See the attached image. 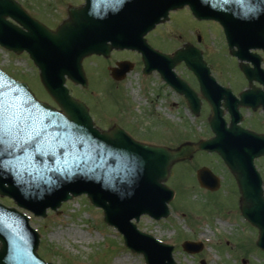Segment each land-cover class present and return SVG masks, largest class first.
Here are the masks:
<instances>
[{"label": "water", "instance_id": "water-1", "mask_svg": "<svg viewBox=\"0 0 264 264\" xmlns=\"http://www.w3.org/2000/svg\"><path fill=\"white\" fill-rule=\"evenodd\" d=\"M185 5L198 20L222 25L230 53L240 61H254L251 49L264 50V0H85L82 7L68 9V20L56 32L31 19L13 0H0V46L15 54H29L43 87L61 110L36 101L25 84L0 70L5 100L17 113L45 129L40 151L30 147L24 153L10 144H0L1 197L44 218L48 209L56 211L63 202L85 194L93 206L103 210L104 222L123 235L125 247L142 254L146 264H174L173 248L139 232L132 221L142 215L167 218L173 192L163 183L172 164L190 159L197 150L216 152L236 180L241 214L258 229L256 244L264 251V197L253 166L254 159L264 156V136L236 126L237 108L227 129L217 106L205 96L212 110L209 124L214 138L169 150L135 142L116 126L99 132L86 107L72 99L64 87L65 77L86 87L81 66L85 57L107 58L114 49L133 50L143 54V73L157 70L197 114L195 96L177 81L172 69L183 61L204 87L212 86L200 52L185 46L171 58L152 51L144 40L157 24L167 20L169 11ZM258 63L254 61L255 70ZM117 66L111 77L120 81L132 65L123 62ZM240 69L247 77L254 76L247 66L240 64ZM196 175L202 188L219 189L218 179L208 170L201 169ZM38 244L39 235L29 227L28 218L0 205V264H45L36 254ZM182 247L191 253L201 250L200 245L194 249L191 243Z\"/></svg>", "mask_w": 264, "mask_h": 264}, {"label": "rangeland", "instance_id": "rangeland-1", "mask_svg": "<svg viewBox=\"0 0 264 264\" xmlns=\"http://www.w3.org/2000/svg\"><path fill=\"white\" fill-rule=\"evenodd\" d=\"M17 1L32 17L52 29L66 18L68 7L81 3V0ZM147 41L162 51L191 44L202 51L211 75L219 82L234 83L242 78L237 62L228 53L221 27L211 21L196 20L188 10L169 15V22L156 27ZM124 60L134 64L132 71L121 81L112 80L109 68ZM83 63L88 89H77L69 83L67 86L72 96L87 102L94 124L100 130L118 125L129 134L131 131L136 141L145 139L171 149L207 136L204 114L192 116L180 98L177 108L170 107V99L168 102L156 99L158 94L169 93L160 90L157 78L141 75L138 54L113 52L105 60L89 57ZM0 69L27 84L38 100L52 104L28 56L0 49ZM175 71L189 78L182 64ZM172 98L176 102V97ZM257 164L264 165V160ZM200 168H208L219 178L218 192H205L199 187L195 172ZM262 174L264 179V171ZM165 185L175 193L168 205L170 216L157 222L141 217L136 226L154 239L172 245L175 264H264V253L256 247L257 233L243 221L234 181L218 157L199 152L189 161L174 163ZM4 204L15 207L11 201ZM25 214L30 226L40 235L39 253L46 262L145 264L141 255L124 248L122 237L103 223L101 210L93 208L84 196L62 204L57 213L48 211L45 219ZM219 223L227 225L223 227ZM184 241L200 243L201 251L184 252L181 248ZM124 258L128 261L122 262Z\"/></svg>", "mask_w": 264, "mask_h": 264}, {"label": "flooded vegetation", "instance_id": "flooded-vegetation-1", "mask_svg": "<svg viewBox=\"0 0 264 264\" xmlns=\"http://www.w3.org/2000/svg\"><path fill=\"white\" fill-rule=\"evenodd\" d=\"M155 78L158 79L159 81V86H160V90H165L167 91L169 94H158L157 98H163L165 99V101L168 102V100H171L170 103V107L171 108H177L178 107V99L181 98L182 100H184L182 97L179 96V94L177 93L176 90L170 88L168 85H166L165 83H163L161 81V79L157 76L154 75ZM188 86L190 87L191 90H193L195 93L198 94L199 98H200V87L199 84H197V82L195 80H193L192 78H185ZM216 82L218 83V85L224 87V88H228L230 89V91L232 92V94L236 97H239V95L247 90H251L254 92V99H255V109L253 110L252 108H241L240 109V113L242 114V123L241 126L245 129H249L252 132H254L255 134L264 135V86L262 85L261 82H264V77H258V78H253L251 80L252 82V87H250L249 81L242 77L237 79L234 83H231L230 81H228L227 83H222L216 80ZM159 90V91H160ZM169 97V98H168ZM172 97H176V102H173V98ZM201 104H200V114H204L207 116V114L209 115L210 113V109L208 104L201 99ZM223 109V108H222ZM223 119L226 122H229L230 120V116L227 113L226 110H224V114H223ZM264 160V159H263ZM260 160H258L257 162H259ZM257 168L258 171L260 173V175H262V172L264 171V165H261L259 167V165L257 164Z\"/></svg>", "mask_w": 264, "mask_h": 264}, {"label": "snow or ice", "instance_id": "snow-or-ice-1", "mask_svg": "<svg viewBox=\"0 0 264 264\" xmlns=\"http://www.w3.org/2000/svg\"><path fill=\"white\" fill-rule=\"evenodd\" d=\"M45 129L38 127L31 117L17 113L5 100L0 91V144H10L27 153L28 148H42L41 136Z\"/></svg>", "mask_w": 264, "mask_h": 264}, {"label": "bare ground", "instance_id": "bare-ground-1", "mask_svg": "<svg viewBox=\"0 0 264 264\" xmlns=\"http://www.w3.org/2000/svg\"><path fill=\"white\" fill-rule=\"evenodd\" d=\"M221 226H226L227 224H223V223H219ZM126 261H128V259L127 258H124L123 260H122V262H126Z\"/></svg>", "mask_w": 264, "mask_h": 264}]
</instances>
